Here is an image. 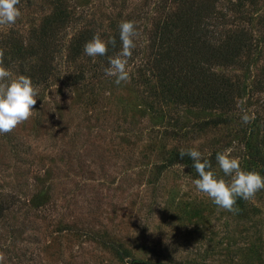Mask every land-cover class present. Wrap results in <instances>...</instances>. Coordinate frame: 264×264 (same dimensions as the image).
<instances>
[{
    "label": "rangeland",
    "instance_id": "obj_1",
    "mask_svg": "<svg viewBox=\"0 0 264 264\" xmlns=\"http://www.w3.org/2000/svg\"><path fill=\"white\" fill-rule=\"evenodd\" d=\"M177 4L20 0L16 23L0 25L2 66L38 91L32 116L0 134L3 264H264V189L229 212L196 190L193 165L172 157L231 148L242 170L264 177V0H217L202 17L200 35L205 21L214 36L251 35L239 60L214 65L238 90L212 110L167 97L157 75L158 25ZM122 21L138 35L130 80L117 85L104 69L122 49ZM97 33L119 39L89 57L84 45ZM241 99L255 116L248 124ZM208 170L230 180L216 158Z\"/></svg>",
    "mask_w": 264,
    "mask_h": 264
},
{
    "label": "trees",
    "instance_id": "obj_2",
    "mask_svg": "<svg viewBox=\"0 0 264 264\" xmlns=\"http://www.w3.org/2000/svg\"><path fill=\"white\" fill-rule=\"evenodd\" d=\"M176 9L166 14L157 31L160 46L159 56L155 58L157 75L166 79L170 96L192 101L206 109L227 106L232 100V89L238 90V84L230 80L214 65L223 66L234 63L240 55L251 47V35L243 28L230 30L222 37L214 36L206 28L203 35L202 17L211 16L213 4L217 0H174ZM241 0H235L236 3ZM217 32V31H216ZM117 41L118 36L114 37ZM19 51V48H15ZM180 151L173 153V159L182 160L193 165L194 161L187 155L183 158ZM217 152L202 157L210 164Z\"/></svg>",
    "mask_w": 264,
    "mask_h": 264
},
{
    "label": "clouds",
    "instance_id": "obj_3",
    "mask_svg": "<svg viewBox=\"0 0 264 264\" xmlns=\"http://www.w3.org/2000/svg\"><path fill=\"white\" fill-rule=\"evenodd\" d=\"M19 2L20 0H0V25L16 23L21 15L16 7ZM119 29L122 49L116 56L109 58V67L104 69L105 75L114 77L117 85L130 80L127 66L135 48L134 38L138 35L132 21H122ZM109 43L114 46L115 39L105 42L97 33L84 45V53L89 57L104 56ZM3 57L4 50L0 49V134L9 133L27 121L33 114L38 96L31 78L20 75L10 79L12 74L2 66ZM244 103L245 100L241 99L238 106L241 107L242 122L248 124L255 116L247 113L243 108ZM231 152L232 149L228 148L216 154L220 170L224 176L230 177V180L218 178L214 172L208 170L211 168L210 161L202 160L201 152L194 148L187 151L182 149L179 155L181 158L187 155L194 161L193 167L199 175L198 179L193 180L196 190L206 194L219 208L237 213L239 209L234 207L237 198L246 201L253 199L258 191L264 189V177L257 172L242 170L239 158L232 157ZM4 259V254L0 253V264H3Z\"/></svg>",
    "mask_w": 264,
    "mask_h": 264
},
{
    "label": "water",
    "instance_id": "obj_4",
    "mask_svg": "<svg viewBox=\"0 0 264 264\" xmlns=\"http://www.w3.org/2000/svg\"><path fill=\"white\" fill-rule=\"evenodd\" d=\"M128 264H147L145 260L132 259Z\"/></svg>",
    "mask_w": 264,
    "mask_h": 264
}]
</instances>
